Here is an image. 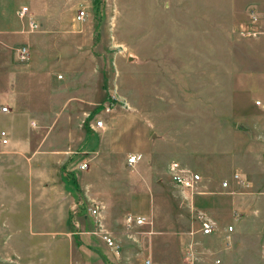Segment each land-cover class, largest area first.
Listing matches in <instances>:
<instances>
[{
	"label": "crops",
	"instance_id": "0c3cea01",
	"mask_svg": "<svg viewBox=\"0 0 264 264\" xmlns=\"http://www.w3.org/2000/svg\"><path fill=\"white\" fill-rule=\"evenodd\" d=\"M49 6L48 13L51 12ZM155 7L153 11L157 19L154 17L152 23L143 25L141 41L127 56L129 94L124 106L112 105L108 113L103 112L101 106L93 115L88 114V120L86 111H83L84 117L79 118L80 123L85 121L83 130L70 127L72 117L67 114L62 122L69 125L62 136L64 149H41V153L58 162V165H50L49 170L59 172V176L58 179L46 177L48 182L38 191L39 195L31 194L26 198L25 203L29 206L26 230L30 236L45 237L51 245H58L60 242L56 238L74 233L68 218L76 214L75 208L81 204L90 208L101 205L102 224L114 238L117 236L114 229L122 215L116 205L119 191L116 192L111 185L102 188L83 181V174L79 171L87 170L89 163L95 169L104 165L117 171L143 167L147 183L164 176L172 183L168 173L171 162L201 174L199 186L194 190L193 207L195 214L204 212L214 222L215 230L216 226L221 227L215 222L218 216H225L230 223L236 221V211L252 212L251 190L264 189V112L260 109H264V34L246 39L240 36V31L246 28L250 9L264 17V0H192L189 5ZM75 16L73 26L63 27L72 33L63 36L68 58L57 66L51 64L46 76H53L51 71L55 68L61 69L68 77L86 74L88 30L79 27L82 21L77 22ZM30 18L35 21L32 16ZM17 28L1 10L0 100L6 98V78H10L11 72L15 77L10 81L17 86H28L29 99V96L35 97L38 90L37 77L46 80L35 69L24 80L23 75L18 74L19 66L11 64L7 71V58L2 64V53L6 54L2 50V35ZM67 41L70 42L67 44ZM113 66L118 72L116 60ZM157 77L160 80L156 84ZM159 84L161 88L157 87ZM70 92L64 93L72 98ZM216 92L222 93L224 99L217 104L213 101ZM236 92L257 93L261 102H253V109L243 108L231 100ZM22 100L25 105L26 98ZM79 102L66 104L67 109L92 104L88 100ZM98 119L103 121L104 128L92 130L93 122ZM34 121L29 122L32 127H36ZM53 140L55 138L51 135L47 143L51 145ZM39 152L34 151L31 159ZM132 155L139 156V159L129 166L127 157ZM83 163L87 167L80 169ZM29 172L38 173L40 170L31 166ZM218 178L239 188V194L223 191ZM34 179V175L31 176L30 190L36 192ZM35 214L40 216L39 220L34 219ZM73 218L77 220V217ZM84 220L94 230L89 212ZM66 241L70 255L72 243L69 239ZM66 260V253L58 259L61 264H69ZM76 264L103 263L83 261Z\"/></svg>",
	"mask_w": 264,
	"mask_h": 264
},
{
	"label": "rangeland",
	"instance_id": "374dc122",
	"mask_svg": "<svg viewBox=\"0 0 264 264\" xmlns=\"http://www.w3.org/2000/svg\"><path fill=\"white\" fill-rule=\"evenodd\" d=\"M191 3L192 0H2L0 11L3 10L12 25L18 26L15 31L9 30L2 35V50L6 51V54L2 53V64L7 58V71L11 64L19 66L18 74L23 75L24 80L34 69L46 80L37 77L38 90L35 97L29 96V99L28 86H17L12 82L15 74L11 72L9 79L12 81L6 78V98L0 100V133L5 132L8 139L6 144L0 141V264H61L58 259H62L65 253L69 264L83 261L144 264L146 260L151 264H264L263 188L251 190V213L236 211V221L230 223H227L225 216H218L215 222L221 227L216 226L211 235H202L194 218L195 191L175 186L166 176L147 183L143 167L117 171L104 165L95 169L89 163V168L84 171L86 173L79 171L83 174V181L102 188L111 185L116 192L119 191L116 205L122 215L114 229L117 236L114 238L104 227L119 245L118 251L107 247L99 235L89 233L93 228L84 220V216L90 213L91 208L86 204L76 207L77 215L68 218L74 233L56 238L60 242L58 245H51L45 237L30 236L26 230L29 218L26 198L31 194L39 195L38 191L48 182L46 177L58 179L59 176V172L49 170L50 165H58V162L41 153V149H64L62 136L69 125L62 122L67 114L72 117L70 127L83 130L85 121L80 123L79 120L84 117L83 111H86L88 120L103 104L111 102L124 106L129 94L127 56L141 41L143 25L152 23L157 16L153 11L155 6ZM22 7H27L28 12L25 18L20 19L17 12ZM81 10L85 11L86 16L79 27L88 30L86 74L68 77L61 69L55 68L51 71L53 76H46L51 64H61L68 58L64 52L63 36L72 33L63 27L73 26L75 23L72 19ZM30 16L37 24L34 31L26 29L25 23ZM245 27L240 31L241 37H258L245 33L248 22ZM75 30L79 31L77 28ZM134 42L137 43L133 45ZM19 46L27 47L28 58L23 62L15 57L14 48ZM114 60L118 64V72L113 66ZM155 79L156 84L159 83L160 78ZM157 87L161 88V84ZM67 90L71 91L69 95L72 98L64 93ZM222 95L216 92L213 99L215 104L224 100ZM23 96L27 102L25 105L22 104ZM78 100H88L92 104L85 108L79 109L76 105L67 109L66 104ZM231 100L247 109L255 108L253 102H261L257 93L236 92ZM3 106L7 108L6 112L1 111ZM260 109L264 112L262 107ZM31 119L35 120L36 127L30 125ZM51 135L55 140L50 145L47 139ZM216 144L219 142L216 141ZM36 150L40 152L31 159ZM31 166L40 172H29ZM33 175L38 189L36 192L30 190ZM218 181L226 180L218 178ZM222 188L235 194L240 191L230 185ZM126 213L144 216L146 222L128 230L123 221ZM73 217H77V220ZM34 219L39 220L40 216L35 214ZM228 226H232L231 232L226 230ZM66 239L72 243L70 255Z\"/></svg>",
	"mask_w": 264,
	"mask_h": 264
},
{
	"label": "built area",
	"instance_id": "2783aa9c",
	"mask_svg": "<svg viewBox=\"0 0 264 264\" xmlns=\"http://www.w3.org/2000/svg\"><path fill=\"white\" fill-rule=\"evenodd\" d=\"M28 12L27 7H22L18 10L17 15L20 19L25 18L26 13ZM249 27L248 30H246L245 33L250 36H259L261 34H264V17L260 16L258 12H256L253 9H250L249 12ZM86 13L85 11L81 10L79 11L76 16L75 20L77 22H81L85 19ZM26 27L28 31H33L37 28V24L34 20L31 18H28L26 21ZM15 51V56L16 59L20 62H23L27 60L28 58V53H27V47L26 46H19L14 48ZM112 103H106L103 104L102 110L105 113L110 112L112 108ZM2 112H6L7 108L2 107L1 108ZM104 128L103 121L98 119L93 122V125L91 126L92 130H102ZM0 141L2 144H6L8 142L7 135L5 132L0 133ZM139 159V156H128L127 157V164L129 166H132L134 163L137 162ZM87 165L86 163H83L79 166L80 169L86 168ZM168 173L170 175L172 183L183 189V190H190L194 191L198 188L199 183H200V175L188 168L182 167L180 164L177 162H171L168 166ZM235 179L240 182L241 180L238 179V177L235 175ZM222 187H228V184L226 181L222 182ZM100 207L98 205H94L93 208L90 209V214L91 217L93 218V223H94V230L91 232V234H97L99 235V238L101 241L109 247L111 250L118 251L119 245L116 243L115 239L111 236V234L105 230L101 218H100ZM194 218L196 222L199 225V229L202 235H211L215 231V226L214 223L206 216L204 212H197L194 215ZM146 222V219L144 217H138V216H133L131 214H127L124 218V227L126 229H130L133 226L137 225H142ZM232 226L227 227V231L231 232L232 231ZM144 264H151L149 260H146Z\"/></svg>",
	"mask_w": 264,
	"mask_h": 264
}]
</instances>
